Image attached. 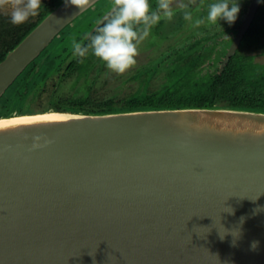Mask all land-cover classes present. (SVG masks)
I'll return each instance as SVG.
<instances>
[{
  "label": "water",
  "instance_id": "1",
  "mask_svg": "<svg viewBox=\"0 0 264 264\" xmlns=\"http://www.w3.org/2000/svg\"><path fill=\"white\" fill-rule=\"evenodd\" d=\"M100 1L61 0L8 51L0 101ZM56 112L0 128V264H264V112Z\"/></svg>",
  "mask_w": 264,
  "mask_h": 264
},
{
  "label": "rangeland",
  "instance_id": "2",
  "mask_svg": "<svg viewBox=\"0 0 264 264\" xmlns=\"http://www.w3.org/2000/svg\"><path fill=\"white\" fill-rule=\"evenodd\" d=\"M201 1L204 5L200 4V7L206 11V14L208 11L206 6L213 1L217 2V0ZM192 2L194 0H174L173 8L175 9L179 3L189 5ZM110 6L111 0H101L75 20L73 27L67 30L68 35L64 33L58 36L49 44L50 46L48 45L49 47H46L40 60L17 80L7 97L0 101V117L34 113L53 114L50 112L59 111L56 110L59 106L79 108L77 112H65L85 113V109L98 108L99 104L107 101L112 102L115 109H120L123 107V99L131 93L158 92L180 80L179 76L185 71L190 73L193 79L206 81L215 73L226 53L227 36L230 37V33L226 29L217 39L214 36V32L219 31L217 25L201 32L191 26L185 33L173 32L165 36L157 30V35L154 36L152 31L151 35L139 45L137 63L124 75L118 76L109 72L94 57L85 72L77 75L68 73L65 71V65L72 57L71 41L82 34L89 25H92L91 23H95V19ZM243 6L239 4L240 11L235 22L241 18ZM0 13L9 15L10 8H0ZM204 17L206 18L205 14ZM221 21L223 20L219 23ZM208 33L210 35L203 36L208 40L205 45L209 46L204 47L207 49L202 51L203 47H201L189 52L191 43L199 38V34ZM236 53L245 55L248 61L264 67V35L247 36L241 41ZM42 65L43 71H41ZM142 65H145V68L137 72ZM174 65L181 71L172 72L169 77L168 73L174 69Z\"/></svg>",
  "mask_w": 264,
  "mask_h": 264
},
{
  "label": "trees",
  "instance_id": "3",
  "mask_svg": "<svg viewBox=\"0 0 264 264\" xmlns=\"http://www.w3.org/2000/svg\"><path fill=\"white\" fill-rule=\"evenodd\" d=\"M60 1L42 0L38 16L20 26L12 25L10 16L0 13V60ZM247 34H264V6L258 9ZM41 56L42 54L32 62L25 72L29 71L34 63L40 60ZM72 67L73 63H70L67 70ZM43 70L42 65L41 71ZM17 80L11 86L10 91L14 88ZM123 100V107L120 109H115L113 103L107 101L99 104L98 108L85 109L84 112L101 113L135 109L213 106L244 108L264 112V68L248 61L247 56L236 53L206 81L193 79L188 73L185 79H180L158 92L135 93ZM56 110L77 112L79 108L59 106Z\"/></svg>",
  "mask_w": 264,
  "mask_h": 264
},
{
  "label": "clouds",
  "instance_id": "4",
  "mask_svg": "<svg viewBox=\"0 0 264 264\" xmlns=\"http://www.w3.org/2000/svg\"><path fill=\"white\" fill-rule=\"evenodd\" d=\"M67 4L83 11L90 6L91 0H66ZM174 0H111L110 11L105 15L94 34L84 39L71 41L74 57L83 63L89 55L99 60L106 69L118 76L130 71L137 63L139 45L147 39L152 29L162 20L171 21L178 11L184 21L193 22L198 27L206 21L215 25L220 20L229 24L235 22L240 11L238 4L229 0H217L208 6L205 19H195L188 6L179 3L173 8ZM42 6V0H0V8H10V23L20 26L30 18L36 17ZM253 244V248H255Z\"/></svg>",
  "mask_w": 264,
  "mask_h": 264
},
{
  "label": "flooded vegetation",
  "instance_id": "5",
  "mask_svg": "<svg viewBox=\"0 0 264 264\" xmlns=\"http://www.w3.org/2000/svg\"><path fill=\"white\" fill-rule=\"evenodd\" d=\"M230 4L231 3H236L240 5H244L243 6V10H242V16L241 18L237 21V22H234L232 24H229L227 21L223 20L221 21L219 24H215L217 26H219V28L217 30L219 31H215V35L216 38L218 39L220 37V35L223 34V32L227 29L230 33V37L227 36V48H226V53L224 54L221 62L218 64L216 70H215V73L218 71V69L234 54H236V49L239 47L241 41L243 39H245L247 36L251 35V34H247V30L249 29L253 19L255 18L256 16V13L258 11V9L261 7V6H264V0H259L258 1V4L254 10V13H253V16L251 17L249 23L247 24V26L242 30V32L240 33L241 29H242V26L243 24L245 23L249 13H250V10H251V7H252V4L254 2V0H229ZM151 3L153 5V7H155L156 5V0H151ZM204 2L201 1V0H194V2L190 3L188 6V9L192 11L193 13V21L195 19H205L204 17V14L206 15V11L200 7V4H203ZM212 3H215V1L211 2L210 4ZM208 4V6L210 5ZM204 5V4H203ZM208 6H206V8L208 9ZM99 18V17H98ZM97 19H95V23L97 22ZM73 23L72 22L69 26H67L65 29H63L60 34H58V36L60 35H64V33H66V35H68L69 33H67V30L69 29V27H73ZM95 23H91L92 25H89L85 31L80 34L76 40L79 42V41H84V43L86 44L87 41L84 39L86 36H88L90 33L91 34H94L95 33V29L100 26V24L98 26H96V28H94V24ZM193 24V22H188V21H184L183 18H182V12L178 11L177 14L174 16V18L171 20V21H165V20H162L157 26H155L152 31L154 33V36L157 35V30H159V32L165 36V35H169L173 32L177 33H185V31H187L188 27H191ZM205 24H208V25H211V26H208V25H205ZM215 25H212V24H209L206 20L205 22L198 26V27H195V30L196 31H206V29H209L211 28L212 26L214 27ZM183 31V32H182ZM189 31V30H188ZM191 33V31H189ZM188 33V32H186ZM207 33V32H206ZM228 32H226V35H227ZM198 34V33H197ZM189 35V34H188ZM204 35H210L209 33L208 34H199V38H197L194 42L191 43L190 45V48H189V52H192L194 51L195 49L198 50V48H201L203 47L201 50L203 51L204 49H207V48H204L205 46H209L208 44L205 45L207 43V38L203 37ZM240 35V36H239ZM261 35V34H259ZM264 35V34H262ZM57 36V37H58ZM239 36V41L237 43V45L233 48L232 52H231V49L237 39V37ZM187 38V37H186ZM184 38V39H186ZM57 39V38H56ZM55 39V40H56ZM209 40H211V38H208ZM213 39V38H212ZM213 41V40H212ZM214 42V41H213ZM211 42V43H213ZM53 43V42H51ZM50 46V45H49ZM48 46V47H49ZM211 47H213V45H210ZM70 55H72L70 61H68L65 65V71H68V73L70 74H81L82 72H85L86 69H87V66L89 64V62L91 61V59L93 58V56L89 55L87 58L84 59V62L81 63L79 62V58L77 57H74L72 53H70ZM198 57V56H197ZM181 61V60H179ZM70 63H73V67L69 70H67V67ZM259 66V65H258ZM260 67H263V66H260ZM145 68V65H142V67H140L139 69H137V72H141L142 69ZM173 70L171 72H169V77L171 75L172 72H176V71H181L180 69H177L176 66L174 65L173 66ZM264 68V67H263ZM187 71H185L184 73H182V75H180L179 77L181 79H185V77L187 76L188 73H186ZM214 73V74H215ZM213 74V75H214ZM136 74H134L135 76ZM196 80H198L197 78H195ZM135 93H138L137 91ZM135 93H131L129 96L135 94ZM128 96V97H129ZM127 97V98H128Z\"/></svg>",
  "mask_w": 264,
  "mask_h": 264
},
{
  "label": "bare ground",
  "instance_id": "6",
  "mask_svg": "<svg viewBox=\"0 0 264 264\" xmlns=\"http://www.w3.org/2000/svg\"><path fill=\"white\" fill-rule=\"evenodd\" d=\"M50 113L53 114L41 113V114L17 115L9 118H1L0 128L7 127L10 125H16L20 123L39 121V120H57V119L66 118V115L63 113H58V112H50Z\"/></svg>",
  "mask_w": 264,
  "mask_h": 264
}]
</instances>
